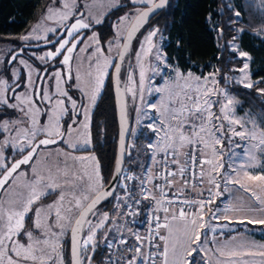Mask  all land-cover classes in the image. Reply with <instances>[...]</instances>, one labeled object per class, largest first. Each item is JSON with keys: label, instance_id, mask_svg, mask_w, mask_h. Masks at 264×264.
<instances>
[{"label": "snow or ice", "instance_id": "snow-or-ice-1", "mask_svg": "<svg viewBox=\"0 0 264 264\" xmlns=\"http://www.w3.org/2000/svg\"><path fill=\"white\" fill-rule=\"evenodd\" d=\"M167 2L168 0H132V3L143 4L146 8L137 9L131 29L127 31V43L120 45L118 40L115 42L118 50L123 48V51H118L119 61L124 60L134 34L156 9L165 7ZM75 6L76 0H64L61 9L49 7L46 10L44 20L58 18L55 22L65 28L64 32L59 33L64 38L58 42L48 40L47 34H36L39 31L56 33V28H45L43 22L36 25L32 34L22 37L24 40L44 39L47 43H57L54 51L50 50L38 59L46 62L60 57L59 63L67 67V73L56 71L54 75L56 95L67 99L70 108L65 107V99H57L51 108H40L37 101H52L50 95L41 92L36 93V99L16 95V103H9L8 91L11 86L7 80H0V105L24 113L29 125L20 127L25 122L19 119L12 122L3 120L0 123V132H14V135H5L0 140V264H65L63 239L69 234L70 264H93V256L98 249L97 232L100 229H104L100 264H264V244L232 237L228 242L218 243L215 249L207 245L208 232L217 231L210 221L224 219L229 223L245 226L264 225V173L253 174L250 171L256 167H264V127H259L255 120L245 121L236 117L235 110L239 101L226 88L220 87V81L216 78L219 69L201 76L191 71L181 72L178 66H171L167 57L153 42L159 32L158 28H154L144 37V43L136 56L139 80L136 81L129 74L126 85V91L132 94L133 100L144 104L145 114L148 110L157 114L156 122L147 125L154 138V142L147 144L150 164L143 168L141 174L122 176L125 111L120 87L121 66L104 55L96 33L88 37L96 45L94 53L88 59V80L82 81L79 74L76 76V80L84 84L80 91L88 99V105L77 112L76 100L60 88L61 80L73 78V54L84 39L78 34L82 29L92 27L85 19L79 18L66 24L73 17L84 16L83 12L75 11ZM234 14L236 17L241 15L238 11ZM102 22V19L94 18L95 24ZM122 22H129V17H122ZM119 27L117 25V29ZM117 35H120L119 31ZM108 44L111 49L113 41ZM87 47L92 45L82 47L81 51ZM154 48L157 65H150L149 68L154 75L161 77L163 86L152 85L149 95L152 92L159 94L158 99L145 103L146 72L149 69H146L143 61L153 54ZM231 51H238V46L233 44ZM239 56L245 58V62L235 70L241 73L235 82L245 89H251L254 87L249 70L252 57L243 51H239ZM11 59L15 60L16 57L12 56ZM19 63L26 64L24 60ZM109 68L115 74L117 95L121 96V158L116 164V175L122 176V179L117 181L116 186L122 189L123 195L117 194L114 199L118 202L117 208L123 207L128 217L138 216V206L144 201H148L144 211L151 213V227L146 234L141 235L129 228L128 235L125 236L117 226L112 240L107 235L111 229H105V224L110 220L108 213H103L96 223L88 218L95 215L96 206L102 200L116 192V186L105 188L95 156H73L62 149L56 150L53 155L48 150L49 145L61 140L72 149L81 142L84 145L91 143L88 132L89 110L95 105ZM169 68L174 76L166 78L165 69ZM13 75L18 78V73ZM147 79L151 82L150 77ZM26 86H32L30 77ZM12 91L15 89L12 88ZM257 91L264 95V87H258ZM213 108L217 110L213 111ZM69 111L75 115H83L84 120L76 128H72L77 122L69 117L70 124L65 129L61 120ZM42 114L47 117V123L43 125L38 119ZM81 128L84 129L83 132ZM73 133L76 135L73 136ZM235 138L245 142L244 145L237 142L232 146L243 148L244 156L238 166L229 165L225 170L224 143L227 139L231 145ZM5 148H12L20 153V158L5 157ZM235 155L233 152V156ZM42 160L47 163V167L35 166ZM89 162H94L91 172L87 168ZM22 165L31 166V179H28V171L21 170ZM21 177L24 178L21 182L24 191L17 192L14 185ZM129 181H135V185L128 183ZM229 185L238 186L242 192H234ZM9 192L13 196L5 200ZM51 192L58 193L57 200L46 208L38 207L33 211V205ZM192 193L196 195L193 196ZM225 193L231 194V200L222 210H213L211 205ZM221 211L222 215L218 216L217 212ZM29 212H33V218H30L32 229L25 228V218ZM120 218L124 219L123 216ZM85 225L88 226L86 234ZM21 233L26 238L24 242H21ZM253 257L261 259H248Z\"/></svg>", "mask_w": 264, "mask_h": 264}, {"label": "rangeland", "instance_id": "rangeland-1", "mask_svg": "<svg viewBox=\"0 0 264 264\" xmlns=\"http://www.w3.org/2000/svg\"><path fill=\"white\" fill-rule=\"evenodd\" d=\"M63 2H64V0H52L49 3L48 7H46L44 9V11L42 12L39 20H37V22H35L32 25V27H30V29L27 30V32L21 36V38L19 39V44L14 45V44L9 43V42L0 43V80H7L8 84L11 86L9 88V91H8L9 103H16V101L14 100V97L16 95H26L32 99H36L37 83H38L39 77L42 74L43 69L45 67H49V72L43 81V84L41 87V93H46V94L50 95L52 97V101L51 102L37 101L38 106L42 109L51 108L57 99H65L63 96L56 95V84H55L56 78H55L54 73L56 71L62 72V69L60 67L55 68L59 64L60 57H56L55 60H47L46 62L38 59V57L40 55H45L50 50L54 51L55 46H48L49 43H47L44 39H39V40H37V39L24 40V39H22V37L32 34L33 29L36 27V25L38 23H41V22H43V26L45 28H56V33H52V32L45 33L43 31H39L36 33L37 35L43 36V35L47 34L48 40H51L58 33H61L65 28L55 22V20L58 18H54V20H44V15L46 13V10L49 7L54 8V9H61ZM127 2H130L132 5H134V7H128V9H127L128 11L114 23V27H113L114 37L111 38L112 40H109V41H113L111 49L109 48L108 43L106 45L107 48L106 49L103 48L104 49V55L108 56L109 58H112V62L114 64H115V61L118 57V51H120V49L118 50L116 48L115 42L118 40L120 45H122L123 39L126 35V32L129 28L132 20L137 15V9H143L146 7L143 4H134V3H132V0H127ZM126 4H128V3H125L124 0H76L75 11L77 13L83 12L84 16L73 17L72 19H69L66 22V24L73 23L74 20L77 18L85 19L87 22H89L92 25V27L90 29H82L81 31L90 30V31H93L92 33H96L98 35V33L96 31V27L98 25H100L101 23L95 24L94 18H100V19H102V21H104L105 18L107 17V15L112 10H114L118 7H122V6L127 7ZM125 15H127L129 17V22H122V17H124ZM209 21H210L212 28L214 29L216 27V21L212 17H211V20H209ZM117 25L120 26L119 29H117ZM152 29H154V28H152ZM152 29L145 31V32L143 31L138 36V38L134 42L133 53L127 55L126 62H128L130 60V57H132V59L130 60V69H129L128 76H129V74H131L136 81L139 80V64L137 62L136 56H137V53L140 49L141 44L144 43V37ZM117 31L120 32L119 36L117 35ZM92 33L88 37H90L92 35ZM88 37L83 41V43L80 45L79 49L76 51L74 58H73V62H72V76H73V78L71 79L73 82V84L71 83L73 85L72 90L76 91V93L79 94L78 97H76L75 94H72L71 91H69L68 86H70L71 84L67 85V83H66L67 81L61 80V84H60V88L64 91H67L68 95L73 100H76L77 112H79L82 107H86L88 105V99L80 91V88L84 87V84L82 82L76 80L77 74H79L81 76L82 81L88 80V76H87V72L89 71L88 59L90 56H92V54L94 53L95 47H96L94 42L89 40ZM153 42L156 45V48L160 49V51L165 55L164 50H163V39L162 38L157 39V36H156L153 39ZM89 44H91L92 47H87V48H85L84 51H81L82 47L89 45ZM233 44L238 46V51L234 52V54L238 59L241 60V66L240 67H242L243 63L245 62V58H242L239 56V51H243V52H245V51L242 50L241 47L239 46V44L236 42H231L230 49H231V46ZM23 45H32V46L46 45L47 47H44L40 50H38V49H36V50L26 49L24 52L25 55L24 54L23 55L17 54V56H15L16 59L12 60L11 57L16 54L15 51L20 50L22 48L21 46H23ZM100 47H102L101 44H100ZM145 47H146V45H145ZM156 48L153 49V54L148 56L143 61L146 69H149L146 72L145 103H152L158 99L159 94L152 92V94L149 95V91L151 90L152 85L163 86L161 77L158 75H154L149 68L150 65H152V66L157 65V62L154 60ZM25 56H29V58H27ZM20 60H24L26 62V64L25 65L20 64L19 63ZM94 62H95V60L93 58V63ZM168 63L173 67L177 66L176 64L171 63L169 61H168ZM63 68H66V70L64 69V71L67 73V67L64 66ZM239 68H237V69H239ZM197 69L198 70H196V68H193V69L188 70V71H191V72L195 73L196 75L203 76V75H207L209 72L214 71L215 66L211 63H209V64L207 63L206 67L200 66ZM249 70L251 73V79H252L253 83L256 84L257 81L260 82V80H255L252 78L251 63H250V69ZM111 71H112L111 68H109L107 70L108 75L104 81V86H103L104 89H105V86H106V84L110 78ZM180 71L181 72H188V71H182L181 69H180ZM13 73H18V78L16 76H14ZM165 73H166V78L174 76V73L171 72L170 68L165 69ZM240 75H241V73H239L238 71H234L233 74L230 76V78H234V79L227 80V83L235 82V79H238L240 77ZM29 77L31 78V81H32L31 87L26 86ZM148 77L151 78V82L147 79ZM216 78L218 79V76ZM125 84L128 85V77H127V80L125 81ZM78 85H79V87H78ZM220 87L226 88L227 91L231 95H233L230 92L228 87H225V86H220ZM12 88H14L15 91H12ZM103 88H102V90H103ZM102 90L100 91L98 98L100 97ZM262 96L264 98V95H262ZM127 97H128V104H129V113L133 117V131L131 134V141L129 143L128 158H127L128 163L131 164L130 167L132 169V171L131 170L129 171V174L130 173L141 174L143 172V168H147L150 164V155L148 154V153H150V150L147 149V144L149 142H154L153 133L151 132V129H149L147 127V125L149 123H155L156 122L157 114L152 110H148V112L145 114L144 104H141L139 102V100L134 101L132 94L128 91H127ZM98 98L96 99L95 105L93 107H91L89 110L90 122H89L88 132L90 134L91 143L89 145H84L81 142L80 144L77 145V147L75 149H72L68 146V144H66L64 141H62L58 145L48 147V150H51L53 152V155H55L56 150L62 149L65 152L71 153V155H73V156H85V157L95 156L96 161H98L96 154L93 152L94 144H93V140H92V136H91V129H90L93 110L95 109ZM65 107H68V108L71 107L70 102L67 99H65ZM239 108H240V102L236 105V110H235L236 117L243 118L245 121L255 120L254 116L249 111L239 113ZM216 110H217L216 108H213V111H216ZM68 116H70L72 119H74L77 122L76 125H72V128H76L77 125L81 124L84 120L83 115H78L79 117H77V115H75L72 111H69L67 113V115H65L61 120V123L65 129H67L69 127V124H70ZM17 119L25 122V123L21 124L20 127H28L29 126L27 123L28 117L25 116L24 113H22L16 109L8 108L4 105H0V123H2L3 120H8L9 122H12V121H15ZM38 119H39V123L41 125L47 123V117L43 114L40 115L38 117ZM249 127H251L250 123H249ZM83 131H84V129L81 128V132H83ZM5 135H14V132H11V130H10V133L0 132V140H3ZM75 135L76 134L73 133V136H75ZM135 140H138L137 146H135V143H136ZM237 142H239L242 145L245 144L244 141H239V138H235L232 141L231 145L227 142V139L225 140L224 157H223V161L225 163V170L228 169L229 165L235 164L238 166L239 163L242 162L241 158L244 156L243 148H233L232 147ZM247 146L250 147V144H248ZM129 152L131 153L130 155H129ZM233 152H235V154H236L235 156H233ZM9 153H12V155L9 156ZM46 154H47V152L45 153V155ZM4 155H5V157H8L9 159H18L21 154L14 151L12 148H5L4 149ZM35 166H37L38 168H44V167H47V163L42 160L40 164L35 165ZM141 166H143V167H141ZM30 167L31 166H23L21 168V170L29 172L28 179H31V173L29 170ZM93 167H94V162H89L87 165V168L90 172L92 171ZM128 167H129V165L126 166V169H128ZM250 171L253 174H261V173H264V167H256L254 169H250ZM99 172H100V176L102 177L100 164H99ZM23 179L24 178L21 177L20 181H18L17 184L14 185V189L17 192L24 191L22 184H21ZM102 182H103V179H102ZM129 182L132 183L135 181H129ZM10 183H11V181H10ZM5 187H7V185ZM205 187H207V185H205ZM228 187L233 189L234 192H242V190H240L238 188V186L229 185ZM222 188H223V185H222ZM121 190L122 189L119 187L118 191L116 192V195L117 194L122 195ZM245 195H250V194H245ZM12 196H13V193L9 192L8 196L5 197V200L9 199ZM205 196H207L206 192H205ZM57 198H58V193L57 192H51L50 195L42 197L40 201H38L36 204L33 205V211H35V209L38 207H45L46 208L48 205H50L54 201H56ZM230 200H231V194L225 193L224 196L217 198L216 202L211 205V208L213 210H215L217 208L222 210L224 208V206ZM115 203L117 206L118 202L116 200H115ZM120 203L122 204V202H120ZM105 212L106 211H104L103 209L96 210V214L91 219L92 222L96 223L98 221V219L100 218V216ZM106 213H108V212H106ZM117 213H119V215H116ZM73 215H74V213H73ZM108 215H109V213H108ZM217 215L218 216L222 215V211L217 212ZM229 215H231V214H229ZM121 216L122 215L120 214V211L117 208L114 212L113 217H112L114 220V226H113L114 229H113V231H111V233L113 235L116 234L117 230H115V229L117 228V226H119L120 228L124 227V229H127L130 225L126 221L127 219H125V218L121 219L120 218ZM30 218H33V212H29L28 216L25 218V228L26 229H32V222H31ZM206 219H207V217H206ZM210 223L217 229V231L215 233H212L211 231H209L207 234V245L209 248L215 249L217 247L218 243L228 242V241H230V238H232V237H237L239 239H249L251 241H254L256 244H264V242L258 241L254 237V235H255L254 231L257 230L256 228L260 227V226H264V225L253 224V225H246L245 226V225L236 224L234 222L229 223V221L224 220V219H220L218 221H210ZM87 228H88V226L85 229V234L87 233ZM126 231L127 230H125L124 232L126 233ZM67 237H68V235L65 236L63 239V244H64L63 254H64L65 264H67L68 261L70 262L69 254L67 253V243H66ZM20 238H21V242H24V239H26L23 237V233H21ZM204 238L205 237L202 235V239H204ZM109 239H112V238H109ZM209 255H211V253ZM248 259L260 260L261 258L260 257H253V258H248Z\"/></svg>", "mask_w": 264, "mask_h": 264}, {"label": "trees", "instance_id": "trees-1", "mask_svg": "<svg viewBox=\"0 0 264 264\" xmlns=\"http://www.w3.org/2000/svg\"><path fill=\"white\" fill-rule=\"evenodd\" d=\"M51 1L0 0V43L19 44L21 36L39 20ZM124 2L128 3L127 7L122 6L112 10L105 20L96 27L100 42L103 44L113 37L114 23L128 11V7H134L127 0ZM237 11L241 14L239 17L234 14ZM209 17L216 21L214 29L210 24ZM262 25H264V0H169L168 6L156 15L143 31L152 28L159 29L157 39H163V50L167 60L176 64L182 71L193 68L198 70L197 68L200 66L206 67L207 63L213 64L215 69H219L220 86L228 87L240 102L239 113L249 111L254 116L257 125L264 127V98L257 91L258 87H264V30H262ZM241 29L242 31H240ZM257 32L260 34L258 35ZM233 37L236 39L233 40ZM231 42L238 43L241 49L252 57V78L260 80V82L258 85L254 84L251 89H245L236 82L227 83V79H225L226 77L230 78L233 72L241 66V60L230 49ZM133 50L132 47L129 54H132ZM131 59L132 57H130ZM130 60L128 62L125 60L122 67L121 77L124 82L128 77ZM129 117L132 134L133 117L132 115ZM90 129L94 144L93 152L98 158L103 184L106 186L113 173L118 139L111 74L96 103ZM130 141L131 136L129 143ZM135 141V146H137L138 140ZM127 165L131 166L126 159L123 175L132 171L131 167L126 169ZM130 184L134 186L135 182ZM121 194L123 195L122 190ZM114 197L98 208L109 213L110 220L105 224V229L110 228L111 231L114 229L112 217L117 209ZM146 204L148 201H144L138 206L139 215L135 217L126 216L123 207L118 209L130 224L127 229L142 231ZM127 229L120 228L125 236L128 235L127 231L124 232ZM256 229L254 237L258 241L264 242V226ZM111 231L107 235L108 238L113 239L115 234L113 235ZM103 232L104 229L97 232L98 249L97 254L93 256V264H100L99 254L103 251V242H101ZM129 242L131 243V240ZM66 243L69 254V235ZM67 264L70 262L68 261Z\"/></svg>", "mask_w": 264, "mask_h": 264}, {"label": "water", "instance_id": "water-1", "mask_svg": "<svg viewBox=\"0 0 264 264\" xmlns=\"http://www.w3.org/2000/svg\"><path fill=\"white\" fill-rule=\"evenodd\" d=\"M169 4V0L167 2V5L163 8H159V9H156L149 17H148V20L145 24H143L139 30L134 34V38L133 40L131 41V45H130V48L128 50V52L125 54V57H124V60L121 62L118 60V57L116 59V63H119L120 66H121V70H122V67H123V64H124V61L126 59V56L130 53L131 49H132V45L133 43L135 42V40L138 38V36L140 35V33L144 30V28L150 23V21L156 16L158 15L160 12H162ZM146 8V7H145ZM143 8V9H145ZM135 18V17H134ZM134 21V19L132 20ZM131 24L128 28L127 31H129L131 29ZM65 29L62 31L64 32ZM84 36V35H82ZM126 36H127V32H126V35L124 37V40H123V43H127V40H126ZM61 36L60 35H57V37L53 40L55 42H57L59 40ZM82 41V40H81ZM51 44H54V43H49V45ZM79 45V44H78ZM77 45V46H78ZM46 47V45H43V46H34V48L38 49V48H44ZM120 51H123V48L121 47L120 48ZM18 54V53H17ZM17 54H15L14 56H16ZM115 63V64H116ZM45 74H46V70L43 71V73L41 74L40 78H39V81H38V85H37V92H41V86H42V83H43V80H44V77H45ZM120 81H121V84H120V87H121V96L123 98V102H124V111H125V124H124V147H125V153H124V156H123V164H122V175H123V171H124V167H125V164H126V159H127V150H128V144H129V140H130V136H131V123H130V113H129V104H128V97H127V91H126V84L125 82L123 81L122 77H121V73H120ZM112 90H113V96H114V102H115V110H116V119H117V126H118V139H117V147H116V157H115V164H114V169H113V173H112V176H111V179L109 181V183L105 186V188H110L112 186H116L117 185V181L118 180H121L122 179V176L121 177H118L116 175V164H117V161L120 160L121 158V152H120V136H121V132H122V125H121V118H120V103H121V96H118L117 95V92H116V86H115V74L114 72L112 71ZM61 141H59L57 144H53V145H49L48 147L50 146H55V145H58L59 143H61ZM20 158V157H19ZM23 166H27V165H22L21 168ZM117 189H118V186H116V192H117ZM116 192L113 193V196H110L108 197L107 199L105 200H102L97 206H96V210H98V208L103 205L105 202H107L108 200L112 199ZM92 215H90L88 218L90 219ZM87 225H85V229H86ZM85 231V230H84ZM70 252H71V239H70V234H69V258H70Z\"/></svg>", "mask_w": 264, "mask_h": 264}, {"label": "flooded vegetation", "instance_id": "flooded-vegetation-1", "mask_svg": "<svg viewBox=\"0 0 264 264\" xmlns=\"http://www.w3.org/2000/svg\"><path fill=\"white\" fill-rule=\"evenodd\" d=\"M118 8H121V7H118ZM96 31H97V30H96ZM92 32H93V31L87 30V31H81V33L78 34V35H84V36H83L84 39H83V40L81 41V43L77 46V50L79 49V47H80V45L83 43V41H84V40H85V39H86V38H87ZM97 33H98V31H97ZM58 34H59V33H58ZM58 34H57V35H58ZM57 35H56V36H57ZM56 36H55V37H56ZM98 36H99V34H98ZM55 37H54L52 40H54ZM113 37H114V35H113ZM113 37H112V38H113ZM62 38H63V36H61V37L59 38V40H61ZM59 40H58V41H59ZM110 40H112V39H110ZM123 40H124V39H123ZM58 41H57V42H58ZM108 42H109V41H107L105 44H103L102 42H100V44L102 45V48H105V49H106V48H107L106 45H107ZM133 44H134V43H133ZM48 46H55V47H56V46H57V43H54V44H51V45H48ZM46 47H47V46H46ZM132 47H133V45H132ZM26 49L36 50V48H34V46H32V45H23L22 48H21L20 50L15 51V53H16V54L18 53V54L23 55ZM40 49H42V48H38V50H40ZM77 50H76V51H77ZM75 53H76V52H74L73 57H74ZM24 55H25V54H24ZM16 56H17V55H16ZM25 57L29 58V56H25ZM60 59H61V58H60ZM126 59H127V56H126ZM126 59H125V60H126ZM9 60H10V59H9ZM72 62H73V61H72ZM115 63H116V61H115ZM59 67L62 69V73H66V72L64 71V69L66 70V68H63V67H64L63 64L59 63L58 66L55 67V68H59ZM44 70H46V74H45V77H46V76L48 75V72H49V67H45V68L43 69V71H44ZM63 71H64V72H63ZM112 71H113V70H112ZM112 71H111V83H112ZM121 72H122V70H121ZM42 73H43V72H42ZM109 74H110V73H109ZM40 76H41V75H40ZM45 77H44V79H45ZM39 78H40V77H39ZM38 81H39V80H38ZM43 81H44V80H43ZM66 83H67V85H70L71 83L73 84L72 80H69V81L67 80ZM42 84H43V83H42ZM72 84H71V85H72ZM37 85H38V83H37ZM71 85L68 86V87H69V91H71L72 94H75V96L78 97L79 94L76 93V91L72 90V89H73V85H72V86H71ZM41 87H42V86H41ZM103 91H104V88H103L102 92H103ZM112 92H113V90H112ZM101 95H102V93H101ZM101 95H100V96H101ZM98 99H99V98H98ZM97 101H98V100H97ZM93 111H94V110H93ZM92 115H93V114H92ZM68 117H70V116H68ZM77 117H79V116L77 115ZM91 121H92V118H91Z\"/></svg>", "mask_w": 264, "mask_h": 264}, {"label": "built area", "instance_id": "built-area-1", "mask_svg": "<svg viewBox=\"0 0 264 264\" xmlns=\"http://www.w3.org/2000/svg\"><path fill=\"white\" fill-rule=\"evenodd\" d=\"M193 196H195L196 194L195 193H192ZM95 214H96V211H95ZM92 217H94V215L91 216L90 220L92 219ZM150 220H151V213H146L145 212V215H144V222H143V229L141 231V235H144L146 234L150 227H151V224H150ZM109 240H112V239H109ZM113 243H115V241L113 240Z\"/></svg>", "mask_w": 264, "mask_h": 264}, {"label": "crops", "instance_id": "crops-1", "mask_svg": "<svg viewBox=\"0 0 264 264\" xmlns=\"http://www.w3.org/2000/svg\"><path fill=\"white\" fill-rule=\"evenodd\" d=\"M161 215H162V213H161ZM139 233H141V232H139Z\"/></svg>", "mask_w": 264, "mask_h": 264}]
</instances>
